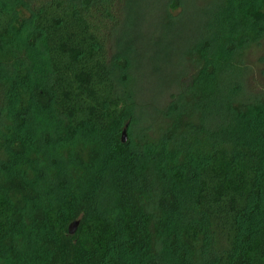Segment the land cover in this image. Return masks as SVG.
Returning <instances> with one entry per match:
<instances>
[{"label":"trees","instance_id":"1","mask_svg":"<svg viewBox=\"0 0 264 264\" xmlns=\"http://www.w3.org/2000/svg\"><path fill=\"white\" fill-rule=\"evenodd\" d=\"M126 1L0 0V264H264V0H207L145 118Z\"/></svg>","mask_w":264,"mask_h":264},{"label":"rangeland","instance_id":"2","mask_svg":"<svg viewBox=\"0 0 264 264\" xmlns=\"http://www.w3.org/2000/svg\"><path fill=\"white\" fill-rule=\"evenodd\" d=\"M169 1L127 0L125 19L111 42L109 55L124 57L127 61L125 70L132 82L129 88L133 94L134 110L144 116L143 118L144 111L148 109H153L154 112L165 110L168 104L165 93L168 90L164 89L173 81L175 71L184 69L183 62L187 61L190 49L189 39L197 30L196 18L198 19L199 13L203 12L202 9L206 8L207 4V0H177L179 7L174 9L172 14L166 9ZM167 13L171 15V20H167ZM263 49L264 43L244 57V62L259 88L264 86V74H261L260 70L264 63L258 61ZM117 66L114 62L110 67V74L120 89ZM179 81L187 80L183 77ZM152 91H164L165 95L154 94Z\"/></svg>","mask_w":264,"mask_h":264},{"label":"water","instance_id":"3","mask_svg":"<svg viewBox=\"0 0 264 264\" xmlns=\"http://www.w3.org/2000/svg\"><path fill=\"white\" fill-rule=\"evenodd\" d=\"M126 124L123 126V128L121 129L120 135H119V140L121 143L125 142V138H126ZM78 222L77 221H72L71 223H69L67 225V233L68 234H73V232L75 231L76 227H77Z\"/></svg>","mask_w":264,"mask_h":264}]
</instances>
